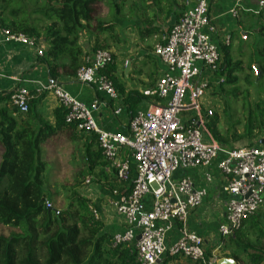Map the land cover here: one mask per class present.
<instances>
[{"label":"trees","instance_id":"obj_1","mask_svg":"<svg viewBox=\"0 0 264 264\" xmlns=\"http://www.w3.org/2000/svg\"><path fill=\"white\" fill-rule=\"evenodd\" d=\"M103 1L108 5L104 18L99 14ZM147 1L0 0V27L44 41L46 48L38 62L47 67L51 80L73 78L86 65L87 54L79 45L80 37L93 39L92 52L119 49L125 40L117 21L141 19L137 18V10L144 9ZM150 1L149 7H158L170 0ZM187 1L192 0H184V4ZM248 13L256 27L254 31L252 25L243 27L251 37L248 46L252 51L241 58H247L243 80L245 86L251 87L256 67L262 73L257 83L264 81V8L257 15ZM224 53L216 72L224 81L217 87L210 86V91L225 105V121L221 123L220 114L214 111L207 118L206 129L218 145L231 149L243 141H258L264 135V100L261 95L252 97L248 91H240L238 82L244 70L243 62ZM115 63L113 55V63L101 70V75L112 81L130 118L147 98L137 91L123 89L114 78ZM153 85L154 79L149 86ZM33 93H28L26 113H20L12 104V93H0V228L8 230L7 234L0 233V264H136L134 247L114 246L102 220L94 217L92 210L96 206L77 191L79 178L83 181L84 177H90L92 183L111 193L130 192L131 183L119 181L116 170H109L101 151L92 149L95 138L85 147L78 176L65 188V207L53 206L55 196L45 186L42 144L54 134L64 133L71 141L81 134L75 132L74 125L65 122L62 108L57 112L54 126L37 119L30 102ZM239 95H242L241 112L231 115L227 100H235ZM217 249L220 258H231L236 264H264V214L257 212L244 219L229 236H220ZM172 259L166 257L160 264H168ZM210 260L211 251L207 250L203 260L192 264H208Z\"/></svg>","mask_w":264,"mask_h":264},{"label":"built area","instance_id":"obj_2","mask_svg":"<svg viewBox=\"0 0 264 264\" xmlns=\"http://www.w3.org/2000/svg\"><path fill=\"white\" fill-rule=\"evenodd\" d=\"M234 1L237 6L242 0ZM209 8L210 0L187 3L168 30L165 43L153 48V56L165 70L154 88L141 94L155 97L157 102L128 117L123 134L98 127L93 115L98 100L86 105L55 83L40 89L52 94L65 111V122L74 125L76 133L95 138L96 148L116 170L117 179L131 183L128 194L114 193L117 199L111 205L123 217L125 227L112 238L114 246L134 247L136 264H160L166 257H183L190 263L204 259V240L187 228V219L191 211L203 204L207 189L196 188L189 178L177 176L179 172L208 168L224 179L222 192L229 200L218 228L222 237L232 234L244 219L256 214L264 200V143L255 141L242 148L227 149L218 145L206 129L207 118L214 111L203 108L201 99L209 86L201 75L216 74L222 63L218 46L206 33L216 32ZM263 8L264 0H257L252 13L257 15ZM241 39L247 40V34ZM12 42L32 50L37 43L0 27V50L3 44ZM42 54V49H37L39 58ZM85 62L74 80L113 102V114L120 115V96L112 81L101 75V70L113 63V53L97 50L87 55ZM29 92L24 87L12 92V104L20 113L28 110ZM209 172L204 175L207 182L214 177ZM89 183L87 178L84 184ZM46 207H51L49 202ZM92 211L99 218V210ZM176 228L178 237L168 244ZM217 259L215 250L208 264H215Z\"/></svg>","mask_w":264,"mask_h":264},{"label":"crops","instance_id":"obj_3","mask_svg":"<svg viewBox=\"0 0 264 264\" xmlns=\"http://www.w3.org/2000/svg\"><path fill=\"white\" fill-rule=\"evenodd\" d=\"M189 2L187 1L184 4V0H170L161 6L149 7L152 3L149 0L144 9L139 8L141 10H137V18L141 17V19L122 25L121 28L125 30L126 36L121 37L125 40V43L121 44L119 49L112 47L108 50L116 57L114 78L125 91L141 93L144 90L154 88L165 67L159 62L157 57L153 56V48L158 44L165 43L168 30L180 18ZM256 3L257 0H242L236 6L234 0H210L209 19L216 32L206 33L212 42L218 46L222 59L225 51L234 60L240 59L241 55L249 54L252 51L250 46H248L249 43L245 42L251 37L247 35V40L245 41L241 38L244 34H247V31L243 29L244 26L252 25L253 31L255 30L256 22L255 20L251 21L253 18H249L247 14L254 10ZM117 24L119 25V23ZM136 27L141 29V34ZM36 42V48L33 50L13 42L2 45L0 50V93H12L16 88L20 87H24L30 92H35L32 94L30 102L37 115L36 118L45 120L51 126H54L57 112L61 107L51 93L42 92L40 89L42 85L55 83L62 86L72 97L86 105H90L96 100L99 101L98 109L93 115L100 129L110 133H125L128 113L123 104L122 96L118 93L123 105V111L116 116L113 114V105H115L113 102L95 92L93 88L77 83L74 77H60L56 81L51 80L47 67L38 62L39 57L37 55V49H42V52H44L46 44L43 40ZM92 44L93 39L85 35L79 39L80 47L88 56L92 54ZM127 64H129L128 69H126ZM152 79H154V85L150 87ZM201 80L209 86V89L206 90L204 97L201 99L203 108L217 112L221 104H219L218 98L212 95L210 86L213 88L219 86L224 81V77L204 72L201 75ZM156 102L155 97L147 98L139 105L137 111L144 110ZM90 138V136L81 134L78 139L71 141L66 134L58 133L49 137L42 144V147L46 156H58L60 161L62 157L67 161L70 156L79 152L78 157H81L79 163H82V168L84 163L83 153L85 147L92 140ZM261 140H264V136H261L258 142ZM254 142L243 141L231 149L242 148ZM58 144L61 148L65 147L66 149L64 151L58 149ZM92 149H97L95 142L92 145ZM62 163L66 164V162ZM109 167L111 171L113 169L112 165L109 164ZM210 170L211 172H209ZM208 172L214 176L210 182H207L204 178V175ZM180 175L189 178L196 188L203 186L207 189V197L203 204L189 213L187 228L203 238L204 251H211L212 257L213 252L215 250L216 252L218 251L217 244L220 237L218 228L224 220L225 207L229 200V196L222 192L224 179L208 168L179 172L177 176ZM86 178L90 180V177ZM93 186L97 189L96 193L98 196L87 198L101 213L105 232L111 235L121 232L125 227V221L122 216L115 213L111 205L117 199V196L102 188L99 184L93 183ZM79 191L78 193L80 194ZM258 212L264 214V200ZM177 237L178 231L176 228L172 232L168 244ZM217 257L218 259L220 258L218 255ZM168 264L192 263L183 257H176L169 261Z\"/></svg>","mask_w":264,"mask_h":264},{"label":"rangeland","instance_id":"obj_4","mask_svg":"<svg viewBox=\"0 0 264 264\" xmlns=\"http://www.w3.org/2000/svg\"><path fill=\"white\" fill-rule=\"evenodd\" d=\"M107 12H108V5H107V3L105 4V2L103 1L101 4V7H100L99 14L101 17L104 18V17H106ZM117 22L119 23L121 36L125 37L126 36L125 30H123L121 27L124 23H127V22H124V21H117ZM250 39L251 38H248V40L245 42L250 43V41H251ZM119 47H120V44H119ZM240 59L243 62V68H244L242 74L239 76L238 86L240 87V91L241 92L248 91L252 97H254V95H261L263 100H264V81H262L260 83L254 82V84L251 87L245 86L243 78H244L245 74L247 73V69H246L247 58H246V56H244ZM241 97H242V95H239L237 97V99H235V100L233 98H229L227 100L228 110H229L231 115L233 114V112H236L237 115L240 114V112H241L240 110H241V106H242ZM218 101L220 102L219 104H221V106H220V109H217V112L221 116V123H222L225 121V119L223 117V110L225 109V105L222 104L219 99H218ZM250 102L252 105L253 98L250 100ZM58 149L64 151L66 148L65 147L61 148L60 145L58 144ZM74 150H75V148H74ZM41 151L43 153L42 159L45 162V173H44V175L47 177L45 179V181H46L45 186L55 196L53 206L59 207V208L65 207V203L67 201V199H66L67 191L65 192V188L70 187L73 184L74 179L78 176V174L81 170L82 163L81 162L79 163V161L81 159V157H78L79 152L74 154L73 156H70L67 161L64 157H62V160L60 161V158L58 156H55V155L46 156L44 153L43 147H42ZM62 162H66L67 165L63 164ZM86 179L87 178L84 177V179L82 181V179L79 178V181H81V183H80V187L78 188L77 191L80 190L79 191L80 195H82L86 198L87 197H90V198L97 197L98 196V194L96 193L97 189H95V186H93L91 178H90L89 185L84 184V181ZM101 217H102L101 213H99L98 219L101 220L102 219ZM0 233L7 234L8 230L0 228ZM216 254L219 256L218 251L216 252Z\"/></svg>","mask_w":264,"mask_h":264},{"label":"water","instance_id":"obj_5","mask_svg":"<svg viewBox=\"0 0 264 264\" xmlns=\"http://www.w3.org/2000/svg\"><path fill=\"white\" fill-rule=\"evenodd\" d=\"M129 68V64H127L126 69ZM256 78H255V82H257L259 80V78L262 76L261 71L256 67ZM260 143H264V140H261ZM215 264H236V262L231 259V258H219L216 260Z\"/></svg>","mask_w":264,"mask_h":264}]
</instances>
